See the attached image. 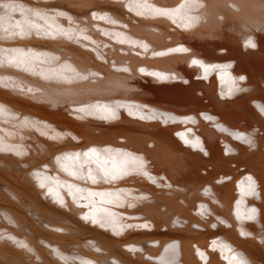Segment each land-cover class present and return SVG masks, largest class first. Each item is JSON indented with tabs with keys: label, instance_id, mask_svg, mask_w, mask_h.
<instances>
[{
	"label": "bare ground",
	"instance_id": "6f19581e",
	"mask_svg": "<svg viewBox=\"0 0 264 264\" xmlns=\"http://www.w3.org/2000/svg\"><path fill=\"white\" fill-rule=\"evenodd\" d=\"M4 3L0 264H264V0Z\"/></svg>",
	"mask_w": 264,
	"mask_h": 264
},
{
	"label": "snow or ice",
	"instance_id": "6c2138e0",
	"mask_svg": "<svg viewBox=\"0 0 264 264\" xmlns=\"http://www.w3.org/2000/svg\"><path fill=\"white\" fill-rule=\"evenodd\" d=\"M180 7L182 8L183 4L180 5ZM0 8L5 10V14L4 15H0V21L5 20L6 18L10 19L11 18L10 13H12V12H16V11H20L21 12V16H22L23 19L16 21V27H20L21 24H25L27 27L20 29V32L18 33L20 36L28 35L31 32V29L40 27V25H37L34 22H29L28 19L26 17H24L23 9L20 6H18V5L14 6L11 3H4V4H0ZM129 10H131V7L129 8ZM178 10L179 9H173V10L156 9V12H157V14H159L161 16L171 17V15L174 12L178 11ZM137 14L140 15L141 13L138 12ZM33 15L38 16L40 19H44L42 16H40L39 13H33ZM111 23H115V21H111ZM45 24H47L46 20H45ZM63 34L65 36L68 35L67 32H64ZM37 35H39V32H37ZM80 38L88 39V37H86V36H82ZM118 42L120 44H129L130 46H133V47L138 46V47H141V48H143L145 50H147V47H148L147 44L143 43V41L132 40L129 37H124L123 34H118ZM247 43H248L249 46L255 47V45L252 44L250 40L247 41ZM169 51L170 52H186L187 49H184L182 47L181 48H171V49H169ZM164 54H165L164 52H155L154 53V55H157V56H163ZM13 60L15 61L17 66H20L21 64H25V65L27 64V57L24 56V55H21L18 58H13ZM13 60H10L9 63H12ZM199 63L200 62L198 60H196V59L192 60V64H194V65L195 64H199ZM69 70L74 71L73 69H69ZM122 70L125 71V72L128 71L127 68H123ZM140 71L143 72L144 69L141 68ZM92 75H96V74L93 73ZM153 75H160V74L153 73ZM81 78H85L86 79L87 77H81ZM240 79H243V77H240ZM260 111L264 112V107H261ZM2 112H3V109H2V107H0V114H2ZM241 138L243 139V142L248 143L249 145L252 144V141L250 139L245 138L243 136H241ZM84 157L86 159H84L83 161H81L79 153H76L74 155H68V156L64 157L65 160H72L74 162V164H78V166H79V174L77 173V171H71V172H69L70 175H72V176H74L76 178H80L82 175H84L83 169L85 168V166L88 165V164L94 163L96 165L95 171H96L97 175H93V168H91V167L87 168L86 175H87V179H89L93 183H95L97 178H101V179H104L105 181H107V179L110 177L111 179L114 180V179L117 178L115 173L120 172L122 170V167L120 165H117L115 160H112V168H109L107 166L108 163H109L108 158L101 157L100 155L96 154V149H94V148L93 149H89L88 152H85L84 153ZM93 157H94V159H93ZM56 161L59 164L60 161H61V157H59V156L56 157ZM128 163H129L128 160H124L122 162V164H128ZM138 167H140V168L143 167L142 161L139 162ZM65 171H68V169L65 168ZM248 179H249V181H251V177H249ZM253 183L249 184V190L250 191H252ZM41 187H43V184H41ZM77 191H80V189H77ZM101 195H103V194H101ZM251 211L254 213L255 209H252ZM249 218L251 219V217H249Z\"/></svg>",
	"mask_w": 264,
	"mask_h": 264
}]
</instances>
